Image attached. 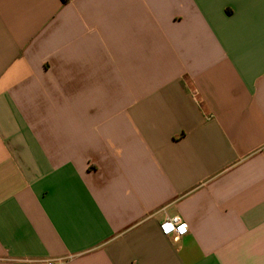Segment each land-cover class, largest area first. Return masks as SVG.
Wrapping results in <instances>:
<instances>
[{
  "label": "crops",
  "instance_id": "obj_1",
  "mask_svg": "<svg viewBox=\"0 0 264 264\" xmlns=\"http://www.w3.org/2000/svg\"><path fill=\"white\" fill-rule=\"evenodd\" d=\"M48 259L264 264V0H0V264Z\"/></svg>",
  "mask_w": 264,
  "mask_h": 264
},
{
  "label": "built area",
  "instance_id": "obj_2",
  "mask_svg": "<svg viewBox=\"0 0 264 264\" xmlns=\"http://www.w3.org/2000/svg\"><path fill=\"white\" fill-rule=\"evenodd\" d=\"M166 229H171L167 231ZM159 230L161 234L165 237H172L174 239L181 238L188 233V225L185 221H183L179 216H172L165 218L159 224ZM59 260L56 259H48L41 264H58ZM32 264H39V263H32Z\"/></svg>",
  "mask_w": 264,
  "mask_h": 264
},
{
  "label": "snow or ice",
  "instance_id": "obj_3",
  "mask_svg": "<svg viewBox=\"0 0 264 264\" xmlns=\"http://www.w3.org/2000/svg\"><path fill=\"white\" fill-rule=\"evenodd\" d=\"M167 231H170L171 229H166Z\"/></svg>",
  "mask_w": 264,
  "mask_h": 264
},
{
  "label": "trees",
  "instance_id": "obj_4",
  "mask_svg": "<svg viewBox=\"0 0 264 264\" xmlns=\"http://www.w3.org/2000/svg\"><path fill=\"white\" fill-rule=\"evenodd\" d=\"M66 0H63V2H65Z\"/></svg>",
  "mask_w": 264,
  "mask_h": 264
}]
</instances>
